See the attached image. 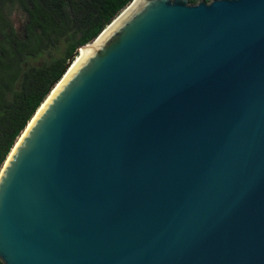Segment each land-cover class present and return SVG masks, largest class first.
<instances>
[{"label":"water","instance_id":"obj_1","mask_svg":"<svg viewBox=\"0 0 264 264\" xmlns=\"http://www.w3.org/2000/svg\"><path fill=\"white\" fill-rule=\"evenodd\" d=\"M0 170L2 264H264V0H132Z\"/></svg>","mask_w":264,"mask_h":264},{"label":"trees","instance_id":"obj_2","mask_svg":"<svg viewBox=\"0 0 264 264\" xmlns=\"http://www.w3.org/2000/svg\"><path fill=\"white\" fill-rule=\"evenodd\" d=\"M201 1L213 0L188 3ZM6 2L21 4L25 21L16 32L0 13V170L76 51L95 40L132 0Z\"/></svg>","mask_w":264,"mask_h":264},{"label":"rangeland","instance_id":"obj_3","mask_svg":"<svg viewBox=\"0 0 264 264\" xmlns=\"http://www.w3.org/2000/svg\"><path fill=\"white\" fill-rule=\"evenodd\" d=\"M0 13L3 16H6V20H8L9 24L13 26V29L16 32H19L25 21V13L21 7V4L15 2L11 5L9 2L3 4V0H0ZM62 51V50H61ZM61 52H57L59 54Z\"/></svg>","mask_w":264,"mask_h":264},{"label":"bare ground","instance_id":"obj_4","mask_svg":"<svg viewBox=\"0 0 264 264\" xmlns=\"http://www.w3.org/2000/svg\"><path fill=\"white\" fill-rule=\"evenodd\" d=\"M86 49L85 48H80V52H83L85 51Z\"/></svg>","mask_w":264,"mask_h":264}]
</instances>
